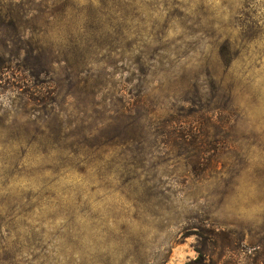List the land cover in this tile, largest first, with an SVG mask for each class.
<instances>
[{"label": "rangeland", "instance_id": "rangeland-1", "mask_svg": "<svg viewBox=\"0 0 264 264\" xmlns=\"http://www.w3.org/2000/svg\"><path fill=\"white\" fill-rule=\"evenodd\" d=\"M0 264H264V0H0Z\"/></svg>", "mask_w": 264, "mask_h": 264}, {"label": "trees", "instance_id": "trees-1", "mask_svg": "<svg viewBox=\"0 0 264 264\" xmlns=\"http://www.w3.org/2000/svg\"><path fill=\"white\" fill-rule=\"evenodd\" d=\"M163 123V122H162Z\"/></svg>", "mask_w": 264, "mask_h": 264}]
</instances>
